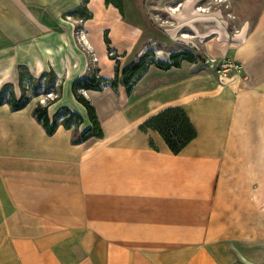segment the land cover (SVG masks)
Instances as JSON below:
<instances>
[{"label":"crops","instance_id":"1","mask_svg":"<svg viewBox=\"0 0 264 264\" xmlns=\"http://www.w3.org/2000/svg\"><path fill=\"white\" fill-rule=\"evenodd\" d=\"M89 2L92 17L83 28L108 80L117 70L93 35L102 41L112 24L128 38L113 43L127 55L120 58L124 68L138 62L133 54L151 37L164 43L166 56L178 42L196 45L194 39L215 35L226 41L232 33L223 10L190 7L177 20L194 36L181 35L178 26L169 46L156 36L142 39L144 25L131 17L145 10L134 5L124 12L108 3L102 15L108 24L89 26L95 19ZM223 2L233 8L236 30L228 45L207 44L206 56L227 55L239 74L226 79L191 61L162 68L156 60L130 92L122 85L88 90L102 138L74 144L63 126L49 135L29 105L0 106V264H264V0ZM63 14L39 0H0V32L15 42L11 79L21 64L43 72L52 48L67 47L56 39L61 24L52 18ZM72 51L67 63L84 75L85 53ZM169 107H181L197 132L180 153L158 131L140 127Z\"/></svg>","mask_w":264,"mask_h":264},{"label":"rangeland","instance_id":"2","mask_svg":"<svg viewBox=\"0 0 264 264\" xmlns=\"http://www.w3.org/2000/svg\"><path fill=\"white\" fill-rule=\"evenodd\" d=\"M43 4H47L52 9H60L61 12L65 13L61 16L52 15V18L58 20L61 24L60 30L56 33L58 40H67L68 43L67 47H53V52L51 54V59L49 58L48 68L43 72L37 74L34 73L29 67L24 65L18 66V78L13 80L10 76V69H12V57H11V45L15 42L12 40L8 35L4 32H0V92L4 91L5 97L8 98L10 94L14 93L17 98L25 95L27 99H29V106L31 108H36L38 105L41 107H46L48 110L49 117L51 120L57 119L59 124L58 127L63 126L67 130H71L72 132L77 128L79 132H84L85 122H86V115L84 112L87 110L86 108L80 103L79 96L85 98L89 101L86 91L84 89H77L74 92V83L78 78H86L91 77L94 75V72H99L100 70L97 68L98 63V56L90 48L83 44L80 40V36L83 34L86 37V32L84 31L83 24L86 22L88 18H91L90 12L88 11L87 7L90 3L89 0H39ZM90 8L95 13V19H93L92 23L89 26L96 27L108 24V21L104 20L102 16L104 14V10L108 6V1L103 0H92ZM116 3L122 5L123 11L129 10L130 7L133 5L138 9V11L145 10L144 14L140 13V15H135V17H131L134 22L137 24L144 25V31L146 32L145 36L142 39H146L151 36H156L161 39L167 41L166 43L171 46L173 40L170 38V30L175 29L178 26H183L181 28L180 34L185 36L187 35L189 38L194 36L193 31L186 27V23H180L177 19L179 18L181 22L187 18L185 10L187 8L192 7L193 9H197L199 13L202 14H212L218 13L221 15V10H223L224 14L221 16V20L224 21V25L226 31L232 33L230 36L232 37L233 33L236 30V25L234 24L235 16L229 10L233 8L228 4L223 2L224 0H114ZM89 2V3H88ZM182 4V6H181ZM115 6V5H114ZM181 6V7H180ZM182 11L177 13L175 9ZM184 10V11H183ZM86 11V12H85ZM129 17V15H128ZM130 19V18H129ZM129 21V20H128ZM112 30L116 28L115 24H112L110 27ZM105 29L102 32V41L101 36L97 32L93 36L96 37V42L104 44L107 52V57L113 60L114 67L116 70L120 69L121 72L124 67H121V60L120 58H124L127 55H119L116 48H114L113 43L120 44L122 42H127V37L123 36L122 33L118 30H113L111 34V29ZM54 33V31H53ZM111 34V35H110ZM179 34V37H180ZM186 36V37H187ZM230 36L226 38V41H221L222 39L220 36H212L208 38L206 41L204 39H194L196 45H189L185 43L178 42L181 46L180 47H170L167 52L175 51V50H183L184 52H189L197 57L200 55L206 56L207 54V44L213 45L214 48L218 47L219 44L221 45H228V41H230ZM54 40V38L52 37ZM87 40V38H86ZM73 43L74 47H70L69 44ZM149 46L146 49L135 52L133 57L136 60L143 57L146 53H150V56L147 60V63L150 61H155L159 59L157 57L162 56L164 57V50L161 47L164 43H157L153 41L152 37L151 40L148 41ZM161 44V45H160ZM32 45L30 44V50L32 51ZM19 56L21 55V45H18ZM148 48V49H147ZM38 48L36 47V50ZM57 49L61 50L57 52ZM73 49L78 50V52L85 53V57L87 59V71L84 75L78 76L70 66L72 64H68V61H73V58L67 55H71V51ZM39 50V49H38ZM66 51V53H63ZM114 52L113 56H110L109 53ZM73 53V51H72ZM22 55L24 58H27L28 52L26 47L22 50ZM74 55V54H73ZM59 60L60 63H56L55 59ZM94 58H97V61H93ZM65 64H62V61ZM170 59V58H169ZM167 59V60H169ZM160 60H164L160 58ZM131 63V62H130ZM129 63V64H130ZM220 64H229L232 63L225 55V57H219ZM128 64V65H129ZM216 72L218 75L225 77L226 79L229 78L228 73H219ZM100 76V73H98ZM110 84H106L104 86H109ZM91 103V102H90ZM85 110H84V109ZM69 112H75L78 115V118L72 117V122L70 128H66L63 123L66 118H69ZM81 120V121H80ZM80 121V122H79Z\"/></svg>","mask_w":264,"mask_h":264},{"label":"trees","instance_id":"3","mask_svg":"<svg viewBox=\"0 0 264 264\" xmlns=\"http://www.w3.org/2000/svg\"><path fill=\"white\" fill-rule=\"evenodd\" d=\"M107 1L108 3H112L118 7L120 11H123L121 3L118 4L114 0ZM150 53H146L138 60V62H131L121 72L119 71L120 69H118L117 75L113 80L100 77L98 75V71L94 72V75L91 77L78 78L74 83V92H76L77 89L102 91L105 87L104 85L106 84H110L109 86L113 89H117L120 85H122L127 88L128 92H130L134 83L145 73L146 68L150 63L157 62L160 67L166 68L170 66L180 67L181 61L183 60L195 62V57L193 54L180 51L171 53L169 61L156 59V62L150 61L147 63ZM199 58L205 60L206 57L200 55ZM29 101L30 100L27 99L25 95L17 98L16 95L12 93L8 98H6L4 91L0 92V106L8 104L13 111H19L26 108L29 104ZM79 101L87 110V115L91 126L84 132H79L76 128L72 133V142L74 144H80L91 137L102 138L103 130L101 128L95 107L90 103V101L81 96H79ZM33 113L37 121L43 125L44 129L49 135H53L56 132L59 124L56 118L51 120L46 107H41L38 105L34 109ZM68 113L70 116L64 120L63 125L69 129L70 125L73 124H71L72 117L78 118V115L75 112H69V110ZM140 127L144 131H158L174 153H180L197 137V132L194 126L190 122L186 112L181 107L166 108L160 113L150 117Z\"/></svg>","mask_w":264,"mask_h":264},{"label":"built area","instance_id":"4","mask_svg":"<svg viewBox=\"0 0 264 264\" xmlns=\"http://www.w3.org/2000/svg\"><path fill=\"white\" fill-rule=\"evenodd\" d=\"M80 40L83 42L84 45H86L89 48L88 41L86 40L85 35L80 36ZM110 56L114 55V52L109 53ZM195 64H197L201 69L205 70H213L218 71L219 73H228L230 75L239 74L240 67L235 63H229V64H220L218 57L213 56H206L205 60L200 59L199 57L195 56ZM170 60V59H169ZM93 61H97V58H94ZM229 75V77H231Z\"/></svg>","mask_w":264,"mask_h":264},{"label":"bare ground","instance_id":"5","mask_svg":"<svg viewBox=\"0 0 264 264\" xmlns=\"http://www.w3.org/2000/svg\"><path fill=\"white\" fill-rule=\"evenodd\" d=\"M181 6H182V4H181ZM180 6V7H181ZM179 10V8L178 9H175V11H178ZM180 51H183V50H175V51H171V52H169L165 57V59L164 60H166V61H169V60H167V59H169L170 58V56H171V53H173V52H180ZM157 58H159V57H157ZM160 59V58H159Z\"/></svg>","mask_w":264,"mask_h":264}]
</instances>
